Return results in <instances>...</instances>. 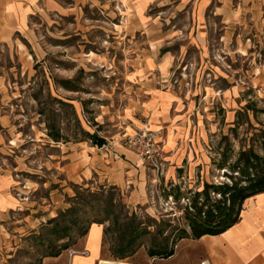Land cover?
Here are the masks:
<instances>
[{
	"label": "rangeland",
	"instance_id": "rangeland-1",
	"mask_svg": "<svg viewBox=\"0 0 264 264\" xmlns=\"http://www.w3.org/2000/svg\"><path fill=\"white\" fill-rule=\"evenodd\" d=\"M36 3L26 11L31 12L29 26L43 53L38 54L32 75L21 72L14 78L16 84L3 89L10 102L7 123L21 138L5 197L19 199L18 192H29L26 199L29 197L33 212L25 221L33 228L17 220L27 211L5 210L7 203L5 206L0 194L4 207L0 213V264H95L98 258L130 264H189L206 257L204 245L190 239L176 248L180 229L188 231L183 214L188 202L162 194L178 185L181 192L190 191L184 195L190 197L204 181H222L221 171L211 164L213 148L221 135L229 134L236 111L248 101H256V108L264 107V0ZM146 35L175 37L164 46L161 38L154 43ZM197 35L206 39L204 57ZM161 43V51L171 53L174 68L167 77L160 75L165 72L145 74L135 51L151 47L157 52ZM134 58L138 65L132 64ZM6 61L12 64L11 58ZM141 82L148 86L139 88ZM168 88L175 92L177 103L171 107V123L162 129L151 116L155 111L152 100L158 97L157 90ZM248 119L256 128L258 122L264 124L262 113L255 120L249 112ZM143 125L159 131L158 141L164 145L157 177L146 187L151 197L145 203H132L129 188L121 190L92 177L88 170V181L67 180L58 166H52L54 155L59 154L52 145L81 141L86 149L92 144L89 135L94 133L105 139L101 148L109 152L123 144L124 135ZM250 131L245 123L238 127L236 139L230 134L235 151L240 143L245 144V133ZM177 168L182 171L176 172ZM13 185L22 188L15 195ZM60 212H65L70 238L55 241L41 226ZM130 222L139 223L133 251L113 258L119 257L113 252L118 232ZM64 242L68 246L59 256H46ZM175 248L172 258L149 255V251ZM84 249L89 257L77 252L71 257V250Z\"/></svg>",
	"mask_w": 264,
	"mask_h": 264
},
{
	"label": "crops",
	"instance_id": "crops-1",
	"mask_svg": "<svg viewBox=\"0 0 264 264\" xmlns=\"http://www.w3.org/2000/svg\"><path fill=\"white\" fill-rule=\"evenodd\" d=\"M36 2L37 0H0V194L4 197L5 206L7 203L5 210L15 213L27 211L28 214H25L22 219H17L23 221L25 225H27L25 220L32 216L33 212L32 203L28 201L29 197L26 199L29 192L27 190H23V193L18 192L19 199H16L15 196L11 199L5 197L7 188H10V181H12L10 171L15 169L17 162L15 153L20 148L21 138L19 132L11 129L7 123L10 115L6 105L10 102L6 99L4 90H7V84L11 86V84L17 83L21 72L26 75L30 71L32 75L35 72L34 66L38 62V54L43 53L42 47L39 45L41 43L35 37L34 30L29 26L30 20L28 19H30L31 12L26 11V9L36 7ZM161 36L146 35V38L147 41L152 39L154 43L161 38L164 46H168L170 39L175 37V35H168L163 39ZM197 39L199 41L197 46L201 48L200 54L204 57L203 49L206 46V39L204 35H197ZM162 43L157 46V52L156 48L151 49V47L144 52H142L143 48L139 52L135 51L134 56L142 60L141 68L145 74H149L151 71H154L156 75L165 72L160 75L167 77L171 69L174 68L175 61L171 53L168 50L161 51ZM168 54L171 56L168 57ZM6 57L12 59V64L6 61ZM145 57L147 59H144ZM135 59L132 60V64L138 65V61ZM16 75L17 79L15 80ZM143 85L148 86L147 83L141 82L138 87L143 88ZM157 91L160 93H157L158 97L152 100L155 111H151V116L160 122L162 129H166V124L171 123L169 115H171V107H175L177 103V98L174 97L175 92H171L169 88L165 91ZM156 132L160 139V132ZM52 146L59 150H57L59 154L54 155L56 159L53 160L55 164L52 166H58L67 180L77 177L79 180L88 181L90 177L85 175V171L88 170L92 177L96 176L121 190L129 188L128 200L132 203L142 204L151 197L146 187L147 184L151 185L155 181L157 177L155 172L158 171L160 165L154 168L143 162L136 153L125 148L121 143L119 147H113V150L109 152H104L101 147L92 144L87 145L84 149L85 146L81 141L61 142L59 145ZM162 146L164 148L163 144ZM183 156L186 155L183 154ZM104 169L108 170L104 171ZM14 183L16 182L14 181ZM11 188L14 195L17 194V190L21 191L22 189L19 185H13ZM24 189L27 187L25 186ZM29 190L31 191L32 188ZM22 195L25 199H22ZM153 195L156 198L154 192ZM1 208L4 207L0 202V213ZM29 225L32 226V224ZM101 234L102 229H100L98 245L102 239ZM185 239L192 240L191 243L204 245L206 253V257L194 259L189 264H200L203 261H207L209 264H264V192L246 199L243 202L238 221L224 232L218 235H204L198 239L183 238L177 243L176 248ZM176 248L170 258L175 255ZM87 256H90L89 252Z\"/></svg>",
	"mask_w": 264,
	"mask_h": 264
},
{
	"label": "trees",
	"instance_id": "trees-1",
	"mask_svg": "<svg viewBox=\"0 0 264 264\" xmlns=\"http://www.w3.org/2000/svg\"><path fill=\"white\" fill-rule=\"evenodd\" d=\"M262 101L264 103V100ZM256 103V101H248L242 110L236 111L235 120L229 127V134L221 135L213 148L215 155L211 157V164L213 168L221 171L222 181L210 183L204 181L202 188L190 194V197L184 196L190 191L181 192L178 185L171 187L168 192L163 190L162 196L165 198L172 197L174 200L186 198L188 202L183 213L188 231L180 229L176 237L177 241L183 238L198 239L204 235H218L224 232L238 221L243 202L264 192V124L258 122L260 127L256 128L248 119L249 112L255 120L258 113L264 115V107L256 108ZM243 116L246 117L245 120ZM245 123L251 129L250 134L245 133L248 134L245 144L240 143V148L235 151L230 134L236 139L238 127ZM89 140L99 147L105 144V139L94 133L89 135ZM181 169L177 168L176 172H181ZM64 215L65 212H60L55 217L49 218L41 226V231L54 236L55 241L69 240L68 225L64 223ZM138 226L139 223L135 225L130 222L121 228L118 232V242L115 243L113 250L119 257L113 258H121L126 251H133V244L138 236L136 230ZM48 246L52 244L49 243ZM67 246L66 242L61 243L56 250L47 252L46 256L57 257ZM173 253V249L149 251L150 256L158 255L165 258Z\"/></svg>",
	"mask_w": 264,
	"mask_h": 264
},
{
	"label": "built area",
	"instance_id": "built-area-1",
	"mask_svg": "<svg viewBox=\"0 0 264 264\" xmlns=\"http://www.w3.org/2000/svg\"><path fill=\"white\" fill-rule=\"evenodd\" d=\"M158 133L153 131L148 127V125H143L141 128L137 129L133 134L124 135L123 137V146L128 148L129 150L136 153L139 158L143 161L151 165L152 167H158L159 161L162 154V147L158 141ZM77 252L82 256H87V250H80V251H70V254H74ZM105 262H100L98 258L95 264H109L115 263L120 261H108L104 260ZM200 264H204L201 262Z\"/></svg>",
	"mask_w": 264,
	"mask_h": 264
},
{
	"label": "bare ground",
	"instance_id": "bare-ground-1",
	"mask_svg": "<svg viewBox=\"0 0 264 264\" xmlns=\"http://www.w3.org/2000/svg\"><path fill=\"white\" fill-rule=\"evenodd\" d=\"M153 46V45H152ZM94 226V225H93ZM71 257H72V255H71ZM100 259V262H105L104 260V258H99ZM120 262H122V263H119V262H115V263H109V264H130L129 262H126V261H120ZM204 262V264H209L207 261H203Z\"/></svg>",
	"mask_w": 264,
	"mask_h": 264
}]
</instances>
